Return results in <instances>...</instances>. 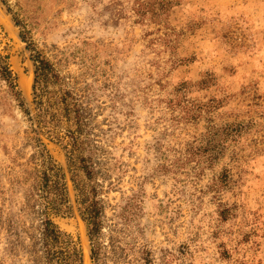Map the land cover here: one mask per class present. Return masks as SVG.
I'll return each instance as SVG.
<instances>
[{
    "label": "rangeland",
    "instance_id": "374dc122",
    "mask_svg": "<svg viewBox=\"0 0 264 264\" xmlns=\"http://www.w3.org/2000/svg\"><path fill=\"white\" fill-rule=\"evenodd\" d=\"M170 1L167 29L137 24L129 0H0V52L35 119L0 78V264H35L31 239L41 222L28 203L39 200L49 154L63 168L73 207L54 221L91 264L72 181L84 177L42 131L22 28L91 110L87 155L99 170L106 243L110 236L133 243L134 264H143L145 246L152 264H264V0ZM166 32L173 47L155 41ZM184 82L191 87L176 92ZM201 104L211 111L184 120ZM229 122L248 127L214 166L185 160L210 124ZM134 195L142 206L130 208L124 225L121 207Z\"/></svg>",
    "mask_w": 264,
    "mask_h": 264
},
{
    "label": "trees",
    "instance_id": "16d2710c",
    "mask_svg": "<svg viewBox=\"0 0 264 264\" xmlns=\"http://www.w3.org/2000/svg\"><path fill=\"white\" fill-rule=\"evenodd\" d=\"M3 2L5 0H2ZM131 11L136 17V23L141 26L158 25L169 29L168 18L176 3L170 0H129ZM19 26V20H15ZM3 28L0 25V32ZM20 39L26 44L30 52V58L34 65V79L32 85L33 101L37 106L38 120L42 131L51 141L62 144L66 151L70 169L79 170L83 181L76 176L72 177L74 189L77 192V203L79 214L87 226L88 238L90 241L91 264H121V260L127 264H134L130 259L135 252V245L126 242L118 244L113 236H110L107 243L104 241V212L105 207L100 190L94 184L95 177L99 170L92 156L87 155L93 151L87 136V125L91 110L85 108L76 94L63 87L62 78L55 64L47 57L37 43L30 37V34L22 28ZM156 42L172 46V34L164 33L163 37L155 39ZM9 55L0 52V78L6 82L8 87L19 99L23 111L33 122L31 110L18 90L17 78L9 63ZM182 62L188 60H181ZM197 87H206L205 79L196 84ZM51 86L57 89L52 90ZM190 84L184 82L176 92L182 93L190 88ZM87 102L92 98H87ZM208 104L198 105L194 114H186L184 120L197 119L203 111H211ZM200 115V116H199ZM248 125L244 123H223L220 125L210 124L205 134L195 142L188 145L182 156L187 161L197 160L199 164L206 163L209 167L214 166L227 152V149L239 141ZM37 133V130H35ZM39 144L43 143L37 137ZM46 152V149H43ZM40 153L44 155V151ZM48 155V154H47ZM49 156V161L44 162L43 176L39 187V200L28 203V208L40 218L38 237H32L30 252L34 254L35 264H84V253L80 242L74 237L61 230L55 223L53 216L71 214L73 207L70 204L69 188L63 168ZM183 161V160H182ZM178 164V162H177ZM180 168L181 166L178 165ZM219 181L224 185L227 181L226 173H222ZM33 195V194H32ZM30 196V198L32 197ZM126 206L121 207L120 216L122 224L129 225L130 208L136 206L141 208L142 196L134 195L126 198ZM222 214H225L223 212ZM143 264H152L151 252L145 246L140 248ZM111 261V263L109 262Z\"/></svg>",
    "mask_w": 264,
    "mask_h": 264
},
{
    "label": "bare ground",
    "instance_id": "6f19581e",
    "mask_svg": "<svg viewBox=\"0 0 264 264\" xmlns=\"http://www.w3.org/2000/svg\"><path fill=\"white\" fill-rule=\"evenodd\" d=\"M85 258V264H89V254H88V250L86 251V256L84 257Z\"/></svg>",
    "mask_w": 264,
    "mask_h": 264
}]
</instances>
